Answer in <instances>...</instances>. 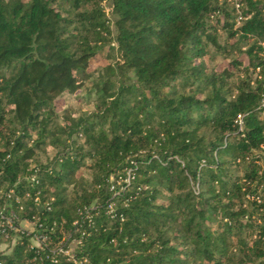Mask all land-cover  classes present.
Instances as JSON below:
<instances>
[{"label":"trees","instance_id":"trees-1","mask_svg":"<svg viewBox=\"0 0 264 264\" xmlns=\"http://www.w3.org/2000/svg\"><path fill=\"white\" fill-rule=\"evenodd\" d=\"M104 1L0 0V186L31 194L51 243L0 264H75L46 258L65 236L77 264H264V0H111L113 18ZM208 44L247 65L209 70ZM82 91L94 110L59 116Z\"/></svg>","mask_w":264,"mask_h":264},{"label":"built area","instance_id":"built-area-1","mask_svg":"<svg viewBox=\"0 0 264 264\" xmlns=\"http://www.w3.org/2000/svg\"><path fill=\"white\" fill-rule=\"evenodd\" d=\"M236 9L239 5L235 4ZM242 16H238L236 18V23L240 24L242 22ZM237 125L239 126V130H242V119L239 118L237 121ZM10 158V155L8 156ZM2 171H0V181H1ZM126 179L122 182H118L111 186V191L113 192V197H122L129 183L132 181L133 176L130 170L127 171ZM37 171L31 175L30 182H36ZM113 182V180H112ZM30 193H27L24 196H20L17 194L15 187L6 189L3 186H0V251L5 252L8 243H18L20 239L24 237L28 238L30 241L29 249L34 251L36 255V249H45L48 248L51 243L49 242V238L45 234V226L40 222L39 217H24L23 214L26 212V206L24 201L30 198ZM39 202L38 198H35L34 203L37 204ZM94 209V208H92ZM89 209H85L86 218H89V221L92 220V214ZM115 211V203H111L108 207V214L113 216ZM90 214V215H89ZM79 221L75 222L74 225L77 226V230L79 229ZM85 233H83V236ZM70 237L65 236L63 241H60L53 249H51V256L48 255L46 258L51 259L54 263H57L58 260L55 256H63L66 257L69 261L77 264L76 260V249L78 245L81 244L82 240L74 239L68 245V240ZM65 240L67 242L65 243ZM16 246V245H15ZM40 256V255H39ZM37 256L34 257V261H36Z\"/></svg>","mask_w":264,"mask_h":264},{"label":"rangeland","instance_id":"rangeland-1","mask_svg":"<svg viewBox=\"0 0 264 264\" xmlns=\"http://www.w3.org/2000/svg\"><path fill=\"white\" fill-rule=\"evenodd\" d=\"M229 1H233L235 3H238L240 0H229ZM103 5L106 9V12L108 13L110 18H113L112 14H111V9H112V1L111 0H105L103 2ZM233 6V5H231ZM230 6V7H231ZM215 22V19H212V24ZM237 26H239V24L236 23ZM235 26V27H237ZM112 30L113 33L115 34V28L112 26ZM215 37L217 40V44L220 46L225 47L226 51L231 50L229 45H231L235 40H231L228 39V32L224 31L221 27H217L216 33H215ZM264 46V45H263ZM245 50V48H242V52ZM206 53L207 55H205L204 58V63L206 64L207 68L209 70H217L220 71L223 68H226L228 66V64L235 59L236 57H238V59H243L245 65H247V60L244 56H241L238 52L239 51H235V49L233 50L232 53L230 52H223V49L218 50L213 44H208L206 46ZM112 61H110V55H109V50L107 49L106 51H104L103 53H101L99 56L95 57L92 61H91V66H90V71H94L96 69H98L99 67L105 66L108 63H110ZM243 67V66H242ZM256 73L258 72V70L255 71ZM243 70H240L239 72L236 71L234 80L236 81L240 75H243ZM256 73H253L251 76V80H252V84L255 82L256 79ZM206 95V93L204 94ZM93 97H87V93L82 91L79 95H70V94H64L62 95L58 100H56L55 102V109L58 113L59 116H63V114L65 113V111H72L75 114L79 115L82 114L84 112H90L92 110H94V104H93ZM208 134V133H207ZM37 136L34 135L33 139H35ZM209 137V136H208ZM50 154L51 156H53L56 151L53 150V148H51L50 146L44 147L43 150L39 151L37 154V160L40 162H46L47 161V157L46 155ZM243 172L240 171L239 172V176H242ZM78 176H88V172L85 169H82L79 173ZM2 186L3 188L8 187L9 186V182L8 181H4L2 182ZM9 246H7V249L5 252L0 251V254H4V255H11L15 249V245L16 243H8Z\"/></svg>","mask_w":264,"mask_h":264}]
</instances>
